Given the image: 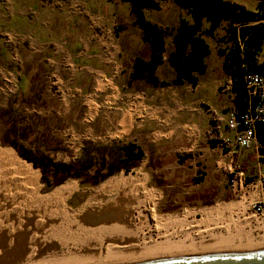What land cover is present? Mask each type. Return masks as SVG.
Returning a JSON list of instances; mask_svg holds the SVG:
<instances>
[{
	"label": "rangeland",
	"instance_id": "obj_1",
	"mask_svg": "<svg viewBox=\"0 0 264 264\" xmlns=\"http://www.w3.org/2000/svg\"><path fill=\"white\" fill-rule=\"evenodd\" d=\"M103 1L104 9L118 12L121 15V19H118V21L122 26L134 24L129 9L118 7L117 4L111 3L112 0ZM230 1L243 4L247 9L252 11L257 10V4L260 2V0ZM159 2L161 5L160 9L146 10V16L148 20L167 30L166 46L168 53L173 49L172 29L178 25L180 18L183 17L190 20V17L187 16L185 10L178 7L173 1L159 0ZM204 25L206 29L208 23ZM228 25V22H223L214 38L204 35L211 51L206 60L208 71L204 75L199 76V86L197 90L192 93L195 99L199 97L204 98L215 112L219 109V114H216L212 109L209 110V106V108L205 107L201 109L199 115L196 116L200 121L199 128L201 131H196L195 135L192 137H184L180 142H171L168 140L152 142L143 137L144 141L138 142V146L143 150L142 159L133 163L132 167L126 170L120 168L119 160L123 157L120 147L127 145L132 139L130 136H126L122 140H115L116 138L112 137L115 128L112 127L107 114L100 113L99 119H95L90 124H87L83 121L86 117V112L84 109H80V105L76 106L73 110L74 103L71 104L69 108H66L63 101H61L58 96L52 97L50 95L41 94L29 95L22 97V107H19L20 111L18 112L21 122L20 127L22 129L24 128L18 140V144L21 145V147L23 146L22 152L32 158L41 167L44 166V158L46 157L55 163H82L88 167V170H85L84 175L80 178L66 179L61 184L47 190L45 184L41 180L42 170L40 168H35L32 163L21 158L12 146L3 144L1 139L4 130L7 131L5 129L7 118H2L0 116V150L16 163L23 165L27 175L32 177L33 190L30 197L45 198L53 193H59L63 196V198L59 200V204L64 207L61 214L56 210L53 212L49 211L45 214L51 217H56L53 214H59L57 218H59L61 222L56 223L57 227L54 230L56 239H63L66 242V238H69L72 241L71 243H77L78 240H84L88 237L83 234H76L72 228V224L85 214L81 209H92L107 205V203H110L108 200L112 194H97L98 190L111 179L121 176L129 177L136 175L139 171L142 181L141 191L142 189V192H150V190H153L157 193V198L154 197L146 201V207L143 211L146 217H149L150 214H153L155 217L178 215L181 220L184 221L180 223L184 224L180 225L171 222L169 225L175 224L178 225V227L192 226L198 222L200 223L198 228L200 230H206L208 227L214 225H206L204 220L208 217L217 225L219 232L221 231V233L223 232L225 235L227 234L224 228L228 223H232L236 218L237 220L240 219L241 223L247 221V217L243 219L239 218V213L241 212L239 209L240 202L236 200L233 190L229 189L227 183L225 169L232 160L223 155V150L218 144L213 148L210 143L211 140L215 142V133L212 131V121H214L215 118H221L220 124L223 128L225 118H228L229 113L233 110L232 79L230 80L225 73L221 76L223 71L222 57L218 54L219 48L226 47L221 38H224L226 35V28ZM140 30L138 27L128 28L127 32L138 34ZM140 51L142 55H145L143 49L140 48ZM10 56L12 57V61L9 62L18 64L15 63L17 60L15 51L11 52ZM259 58L264 61V44ZM4 66H6L4 67L5 69H14L11 63L10 66L9 64H5ZM165 68H170L169 73L166 74L164 72L162 75L166 74V77L170 79L172 76H175L169 64L161 65V69ZM159 75L162 77L161 74ZM215 80H220L222 82L221 89L223 91H219V94L213 89ZM6 83H12L11 77L6 78ZM184 89L185 87L178 88L180 91H184ZM7 98V96L0 94V115L1 111L5 110V107L2 106L6 105L9 99ZM165 101V98L159 97L158 100L152 99L149 105L162 106ZM219 105H221V107L218 108ZM25 106H29L30 108L24 110ZM108 106L110 109L111 105L109 104ZM32 108L36 110L40 109L38 118L34 117V119H32ZM202 110L205 112L203 115L201 114ZM209 114H212L211 121H208L207 130L206 133H204V119L206 115ZM33 116H35V114ZM103 117H105L106 120H104L103 125H101L100 120H102ZM26 118H28V120H26ZM146 124L148 125L146 129L155 127L153 121L147 120ZM223 131L225 132L224 129ZM134 133L135 132H133V134ZM8 150H13L21 161L14 157V154L12 153V155ZM233 163L240 166L249 177H254L256 158L253 150L242 152L239 157L233 160ZM27 164H29L34 171L30 172L31 169L29 170L30 167L28 168ZM111 171H114V174L106 178V174ZM95 181H99V183L93 185ZM69 186H71V189L67 192ZM142 195L143 193L139 194L141 199ZM89 202L92 203L90 204L91 206L88 204ZM143 208L142 206L139 210ZM232 208L235 213L233 211L229 212ZM105 210L103 212H106ZM110 210L111 212L116 211L119 212V214L121 213L120 210H115L113 207H111ZM136 210L138 213V209ZM224 210L227 211V213H222ZM42 215L43 214H38L39 217H37L36 220L45 219ZM173 219L175 218L171 220ZM148 220L153 225L152 231H155L157 223L154 218L152 219V217H149ZM45 221L53 225L51 220L47 217ZM69 222L71 224H67ZM1 225H3V222ZM248 225L244 226V230H248ZM234 227H236L235 224ZM167 229L172 230V227ZM67 230L72 236H68V233H65ZM226 232L228 231L226 230ZM193 233L195 234L196 232L194 231ZM253 234L255 235L254 232L249 234L250 237ZM255 237L256 240H259L258 236ZM88 238L90 239V237ZM260 244L263 243H258L257 245ZM106 245L107 242L104 243V246ZM79 249L81 248H78V250ZM244 250L246 251H239L240 254L248 251H264L258 250V248L256 249L254 246Z\"/></svg>",
	"mask_w": 264,
	"mask_h": 264
},
{
	"label": "crops",
	"instance_id": "obj_2",
	"mask_svg": "<svg viewBox=\"0 0 264 264\" xmlns=\"http://www.w3.org/2000/svg\"><path fill=\"white\" fill-rule=\"evenodd\" d=\"M111 3L129 9L134 23L128 3L120 0ZM120 16L118 12L104 9L103 0H0V94L9 98L0 116L8 110L19 112L22 97L41 94L58 96L66 108L74 103L73 110L80 105L86 112L83 121L87 124L99 119L100 113L107 114L115 128L112 137L122 140L130 136L132 140L128 144L138 146V142L144 141L143 137L152 142H180L200 132L196 116L201 109L210 107L204 98L195 99L192 94L199 86L201 75H196V86L188 82L171 85L176 78L168 62L173 45L168 53L166 46L164 60L155 72L159 82L166 85H153L144 77L133 78L135 59L149 60L150 48L142 40V30L139 29L138 34L127 32L128 28L137 26H122L118 21ZM13 51L18 64L9 62ZM10 63L14 69H5L4 65L10 66ZM166 63L175 73L171 79L166 77L170 68L161 69ZM222 70L221 76L225 73L223 67ZM164 72L166 74L162 75ZM226 76L231 80L228 74ZM9 77L11 84L5 83ZM221 85L220 80H215L213 89L217 94L223 91ZM179 87H185L184 91L178 90ZM159 97L165 98L164 105H149L152 99ZM27 108L30 107L25 106L24 110ZM31 112L35 114L32 119L38 118L40 109L32 108ZM215 113L219 114V109ZM201 114L205 112L202 110ZM211 117L209 114L204 119V133ZM104 120L105 117L100 120L101 125ZM147 120L153 121L155 127L146 129ZM224 211L222 213H227ZM259 243L263 244L258 250H263L264 241L259 240Z\"/></svg>",
	"mask_w": 264,
	"mask_h": 264
},
{
	"label": "bare ground",
	"instance_id": "obj_3",
	"mask_svg": "<svg viewBox=\"0 0 264 264\" xmlns=\"http://www.w3.org/2000/svg\"><path fill=\"white\" fill-rule=\"evenodd\" d=\"M141 183L140 171L107 181L97 194H112L110 203L92 209L82 208L85 214L72 224L76 234L90 239L86 237L71 243L66 238L65 242L54 236L56 223L61 222L57 216L64 209L59 204L63 196L53 193L45 198L30 197L32 177L27 175L23 165L0 150V264H146L222 256L246 251L244 249L252 246L260 247L256 234L250 237L252 232L244 230L248 221L241 223L237 218L232 221L236 227L232 223L225 226V235L208 217L204 220L206 225H214L200 230L198 222L192 226L169 225L171 222L184 224L180 223L184 221L178 215L155 217L150 214L157 223L156 230L152 231L153 225L143 211L146 201L157 198V193L153 190L142 192ZM70 189L71 186L67 192ZM140 193H143L142 199ZM142 206L144 208L139 210ZM111 207L121 213L111 212ZM239 207L242 210L244 205L239 203ZM54 210L59 213L53 214L56 217L45 215ZM38 214H43L45 219L36 220ZM46 217L53 225L45 221ZM170 227L172 230L167 229ZM65 233L72 236L68 230Z\"/></svg>",
	"mask_w": 264,
	"mask_h": 264
},
{
	"label": "trees",
	"instance_id": "obj_4",
	"mask_svg": "<svg viewBox=\"0 0 264 264\" xmlns=\"http://www.w3.org/2000/svg\"><path fill=\"white\" fill-rule=\"evenodd\" d=\"M130 5L134 16V25L142 30V40L150 48L149 60L136 58L133 65L132 77H144L153 85L164 86L155 76L156 69L164 60L166 52L167 30L147 19L145 10H159V0H120ZM173 1L178 7L185 10L190 20L180 18L178 25L172 29L174 50L168 56L170 66L176 72V78L171 85L179 86L185 82L196 86V75L206 73L205 59L210 55V47L204 35L214 38L215 32L223 22H228L226 35L222 42L226 45L218 49L223 58L222 67L232 79L233 110L243 114L248 109V91L245 77L248 74L262 72L264 62L259 59L264 44V0L257 4V10L252 11L245 6L232 3L228 0H161ZM208 23L205 29L204 24ZM6 130L3 132L2 142L12 146L19 156L42 170V182L47 190L61 184L66 179L80 178L88 167L82 163L66 164L55 163L48 157L44 158V166L37 164L32 158L25 155L23 146L18 144L23 129L20 127L18 112L6 111ZM5 137V138H4ZM215 148L217 142L211 140ZM264 143V140H263ZM123 157L119 160L121 169L132 167L133 163L143 157L142 150L136 144H127L120 147ZM18 160L13 150H8ZM31 153L29 150H27ZM6 155V154H5ZM8 156V155H7ZM21 161V160H20ZM28 168L34 171L29 164ZM86 167V168H85ZM33 173V172H32ZM114 171L108 172L106 178L112 176ZM39 176V172H38ZM252 178H248L251 182ZM95 181L93 185H97Z\"/></svg>",
	"mask_w": 264,
	"mask_h": 264
},
{
	"label": "built area",
	"instance_id": "obj_5",
	"mask_svg": "<svg viewBox=\"0 0 264 264\" xmlns=\"http://www.w3.org/2000/svg\"><path fill=\"white\" fill-rule=\"evenodd\" d=\"M248 91V109L243 114L232 110L221 127V118L212 121L214 140L223 155L232 162L225 169L229 189L244 207L239 218L247 217L248 228L264 241V70L245 77ZM6 83V81H5ZM225 130V132L223 131ZM253 150L256 164L252 181L247 173L233 163L242 152Z\"/></svg>",
	"mask_w": 264,
	"mask_h": 264
},
{
	"label": "water",
	"instance_id": "obj_6",
	"mask_svg": "<svg viewBox=\"0 0 264 264\" xmlns=\"http://www.w3.org/2000/svg\"><path fill=\"white\" fill-rule=\"evenodd\" d=\"M233 252L222 256L212 257H193L185 258L173 262L146 263V264H264V251L248 252Z\"/></svg>",
	"mask_w": 264,
	"mask_h": 264
}]
</instances>
